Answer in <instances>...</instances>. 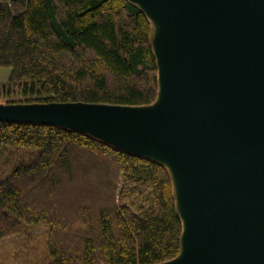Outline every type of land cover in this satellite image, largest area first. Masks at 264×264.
Instances as JSON below:
<instances>
[{"label":"trees","instance_id":"trees-1","mask_svg":"<svg viewBox=\"0 0 264 264\" xmlns=\"http://www.w3.org/2000/svg\"><path fill=\"white\" fill-rule=\"evenodd\" d=\"M154 29L131 0H0V98L149 106ZM0 264H38L23 228L46 231L44 264H161L181 251L170 172L92 135L0 120ZM6 157V158H5ZM7 170H9L7 172Z\"/></svg>","mask_w":264,"mask_h":264},{"label":"water","instance_id":"water-1","mask_svg":"<svg viewBox=\"0 0 264 264\" xmlns=\"http://www.w3.org/2000/svg\"><path fill=\"white\" fill-rule=\"evenodd\" d=\"M158 26L149 106H0L167 163L183 232L161 264H264V0H131Z\"/></svg>","mask_w":264,"mask_h":264},{"label":"rangeland","instance_id":"rangeland-1","mask_svg":"<svg viewBox=\"0 0 264 264\" xmlns=\"http://www.w3.org/2000/svg\"><path fill=\"white\" fill-rule=\"evenodd\" d=\"M154 36L157 34L158 26L155 22L151 20ZM154 44V42H153ZM10 75L9 68H0V85L7 82L8 77ZM31 98L24 97L19 93H13L11 96L6 97L3 96L0 98V106H8V105H26L29 104ZM158 101V100H157ZM1 154V152H0ZM1 157V156H0ZM2 158V157H1ZM6 158V157H5ZM1 164V163H0ZM9 170H7L8 172ZM33 238V242L29 245V251L33 253V257L31 260L34 262L37 261L38 264H44L46 260V237L47 233L44 229L38 228L36 226H26L23 228L21 239H30ZM17 242H13L9 247H3V244H0V263L5 261L4 259L11 260L15 255V250L18 247Z\"/></svg>","mask_w":264,"mask_h":264},{"label":"bare ground","instance_id":"bare-ground-1","mask_svg":"<svg viewBox=\"0 0 264 264\" xmlns=\"http://www.w3.org/2000/svg\"><path fill=\"white\" fill-rule=\"evenodd\" d=\"M159 163H161L163 166H165V167H167L168 168V164L167 163H165V162H163V161H161V160H157Z\"/></svg>","mask_w":264,"mask_h":264}]
</instances>
